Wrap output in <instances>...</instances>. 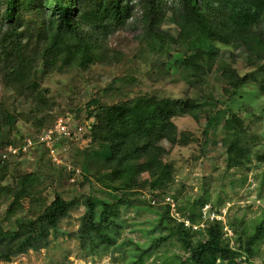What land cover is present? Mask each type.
I'll return each instance as SVG.
<instances>
[{
	"label": "rangeland",
	"instance_id": "1",
	"mask_svg": "<svg viewBox=\"0 0 264 264\" xmlns=\"http://www.w3.org/2000/svg\"><path fill=\"white\" fill-rule=\"evenodd\" d=\"M42 1L23 3L18 32L24 48L16 71L8 73L0 50V152L9 142L44 133L60 117H69L72 135L52 151L37 146L1 164L0 233L20 230L23 238L57 194L69 209L48 229L47 246L9 254L0 264H128L150 246L142 264H193L168 234L179 224L193 247L216 225L222 244L238 252L236 263L264 264V230L256 231L264 225V57L249 53L243 35L222 25L209 34L206 52L198 39L183 43L181 30L165 22L159 31L164 50H152L153 35L140 38L139 0H131L127 24L98 38L93 61L62 66L41 52L37 36L50 21L44 6L39 11ZM4 10L0 0V28L6 27ZM256 31L264 33V21ZM139 96L190 99L201 107L172 119L176 141L157 143L155 133L166 169L154 179L149 155L138 150L108 174L97 131L101 107ZM147 137L145 130L129 150L141 149ZM88 199L96 221L101 212L108 217L93 241L84 234Z\"/></svg>",
	"mask_w": 264,
	"mask_h": 264
},
{
	"label": "trees",
	"instance_id": "2",
	"mask_svg": "<svg viewBox=\"0 0 264 264\" xmlns=\"http://www.w3.org/2000/svg\"><path fill=\"white\" fill-rule=\"evenodd\" d=\"M24 1L5 0L2 18L6 27L0 28V50L4 53L8 73L16 71L19 65L17 60L23 57L24 39L18 30L21 27L19 16ZM130 2L131 0H43L39 11L44 6L50 12V21L37 36L38 41L41 40L45 46L41 51L42 55L56 62L62 61V66L77 62L79 66L86 67L94 59L98 38L127 24L133 11ZM166 2L167 0H139L140 38L148 40L147 38L153 35L152 50H164V42L159 37V31L165 22H172L181 30L182 35L179 39L183 43L195 45L198 39L206 52L209 48V34L214 35L218 25H222L232 27L233 32L237 36L240 35L238 37L243 35L240 42H243L249 53L255 54L257 58L264 57V33L256 31L264 21V0H171L170 5ZM198 72L194 70L191 76H196ZM200 109V105L190 99L172 101L145 96L101 107L95 118L100 140L106 144L105 160L108 174L119 170L122 162L135 156L138 150L149 155L147 170L154 179L166 169L159 158L162 148L155 146L152 141L156 137L155 133L160 132L157 143L160 139L171 143L176 141V126L172 119L180 115H196ZM145 130L148 131V143L141 149L130 151V147L139 139V134ZM21 142L12 141L7 145H19ZM34 149H28L19 157L29 155ZM6 162L0 160V166ZM68 209V205L57 194L44 209L38 222L30 224L23 238L21 236L23 232L20 230L10 234L1 232L0 258L25 252L28 248L47 246L48 229H55ZM95 215L94 203L88 199L84 234H89L90 241H93L95 236H101L102 224L108 221L105 212L99 214V221L95 220ZM93 230L96 232L95 235L92 233ZM263 230V224L256 229L258 234ZM168 231L169 236H176L182 247L189 252V261L193 264H238L234 261L238 252L222 244L221 234L216 225L208 227L206 239L196 247L190 243L187 238L188 231L181 224L172 225ZM245 250L251 253L249 246ZM150 254L151 246L143 249L137 258L128 264H142L144 257ZM218 258L219 263L216 262Z\"/></svg>",
	"mask_w": 264,
	"mask_h": 264
},
{
	"label": "built area",
	"instance_id": "3",
	"mask_svg": "<svg viewBox=\"0 0 264 264\" xmlns=\"http://www.w3.org/2000/svg\"><path fill=\"white\" fill-rule=\"evenodd\" d=\"M69 117L58 118L55 125L47 129L44 133L35 135L34 137L26 136L19 145L8 144L0 152L1 161H9L10 159H17L21 154H24L30 148L39 146L40 148H48L52 151L56 142L62 139L71 138L72 131ZM78 131L81 127L76 128Z\"/></svg>",
	"mask_w": 264,
	"mask_h": 264
}]
</instances>
